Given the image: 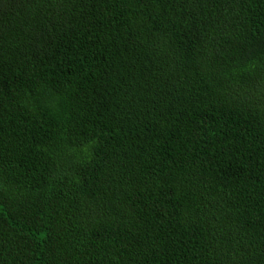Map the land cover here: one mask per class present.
Returning a JSON list of instances; mask_svg holds the SVG:
<instances>
[{
  "label": "trees",
  "instance_id": "1",
  "mask_svg": "<svg viewBox=\"0 0 264 264\" xmlns=\"http://www.w3.org/2000/svg\"><path fill=\"white\" fill-rule=\"evenodd\" d=\"M0 264H264V0H0Z\"/></svg>",
  "mask_w": 264,
  "mask_h": 264
}]
</instances>
